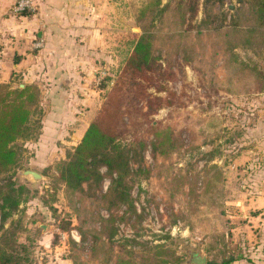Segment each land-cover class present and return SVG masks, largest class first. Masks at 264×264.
I'll return each instance as SVG.
<instances>
[{
  "label": "rangeland",
  "instance_id": "rangeland-1",
  "mask_svg": "<svg viewBox=\"0 0 264 264\" xmlns=\"http://www.w3.org/2000/svg\"><path fill=\"white\" fill-rule=\"evenodd\" d=\"M169 1L161 0L160 6ZM178 1L170 3L169 12L162 21L156 18L154 29L157 39L153 51L163 67L171 66L175 77L167 80L166 84L180 96L182 104L175 101L170 106L161 107L149 118L160 121L161 125L174 126L180 148L165 161L156 160L151 152L152 136L142 133L145 130H138L136 137L143 136L146 146L140 153V162L134 159L130 161L133 170L130 196L141 219L133 223L135 226L132 222H117L115 239L131 238L137 242H148V245H165L180 259H171V264H193L190 262L191 252L204 256L206 264H224L222 262L226 257H222L219 251L225 239L220 236L223 233L222 223L218 221L217 213L225 189L221 184L232 180L234 174L228 172L223 175L217 160L227 164L235 161L233 156L245 152L248 161V120L264 116V107L259 109L260 105H264V44L256 36L258 40L255 46L248 47L246 15L235 17L227 44L219 43L220 38H214V44L218 43L215 47L217 56L213 54L210 37H206V33L198 38L192 31L189 38L180 39L177 36L185 25L196 26L204 14L202 0H183L186 5L182 8H178ZM118 2L124 21V33L122 36L121 32L118 34L123 37L124 44L109 47V53L117 56V60L114 59L110 69L104 68L100 72L95 83L91 81L94 89L99 91L91 120L123 67L132 41L141 33L133 18L141 0ZM189 5L194 10L190 14L186 11L182 25L180 12L183 11L184 15ZM234 7H237L236 0H223L215 10L229 17ZM203 47L206 52L202 51ZM117 49L122 50L118 55ZM6 50H10V43L6 46L0 42V57L4 61L8 57ZM252 68L256 74L250 72ZM12 79V87L24 84L17 76ZM103 83L105 88L98 90L97 87ZM147 91L154 95L165 94L153 87L147 88ZM87 95L91 99V106L95 94L90 92ZM36 117L34 115L33 119ZM137 122L139 128L147 125L140 118ZM133 131L121 138L120 142L128 144L135 137ZM24 142L17 141V145L21 146V157L14 179L17 184L27 187L30 198L23 204L22 212L13 217L19 219L22 228L18 232L17 243L26 246L31 264H97L104 257L105 249L93 238L99 236L103 219L109 216L100 200L108 189L110 179L103 178L94 192L96 198L68 195L64 186L49 175L53 172L45 171L53 161L49 165L38 166L39 171L36 172L42 179L33 182L22 174L25 170L35 171L28 165L30 153L24 147ZM244 158L239 156L236 166L239 163L240 167L248 170ZM140 164L142 169L137 174L135 169ZM100 170L102 173L105 171L103 167ZM167 177H170L168 183L165 182ZM213 178L217 183L213 182ZM124 211L122 207L112 210L118 215ZM55 220L61 221L63 230L55 226ZM70 231L79 234V241L70 236ZM214 244L215 249L205 248ZM128 247L141 250L136 243Z\"/></svg>",
  "mask_w": 264,
  "mask_h": 264
},
{
  "label": "trees",
  "instance_id": "trees-1",
  "mask_svg": "<svg viewBox=\"0 0 264 264\" xmlns=\"http://www.w3.org/2000/svg\"><path fill=\"white\" fill-rule=\"evenodd\" d=\"M170 1L160 6L161 0H141L133 15L141 33L132 41L129 55L107 91L102 105L79 143L67 149L63 158L55 160L45 170L47 173L53 172L49 175L64 186L68 195L96 198L94 192L103 178L110 179L108 189L100 200L109 216L103 219L99 236L93 238L105 249L104 257L97 264H171V259L180 260L174 251L162 244L148 245V242H137L131 238L115 239L117 222H132L133 225L141 219L130 196L133 175L130 161L134 159L140 162V153L146 146L143 136L136 137L138 130H145L142 133L152 136L150 146L156 160L165 161L180 148L177 144L179 136L174 133V126L161 125L160 121L149 118L161 107L170 106L175 101L182 104L180 96L166 84L167 80L175 77L171 66L163 67L153 51L157 39L154 22L156 18L162 21L167 15L173 0ZM222 1L202 0L203 19L196 26L185 25V29L177 37L187 39L194 31L201 38L206 33V37H210V40L207 39L211 42L213 54L217 56L215 47L218 43L214 44V38H220L219 43L227 44V36L234 28L235 17L246 15L248 47H254L258 37L264 44V0H236L237 7H234L229 17L215 10L216 6L222 5ZM184 4L186 5L183 0H179L177 6L182 8ZM193 10L189 5V10L185 9L184 15L183 11L180 12L182 25L186 11L190 14ZM205 47L202 48L204 52ZM14 62L17 60L14 59ZM252 70L250 72L256 74ZM253 78L255 81L256 75ZM102 86L105 88L104 83ZM149 87L165 94L149 93ZM38 98L39 91L35 85L12 87L11 81L0 83V264H31L26 246L17 243L18 232L22 229L20 221L13 218L22 212L23 204L30 198L29 190L16 183L14 174L21 157V146L17 145V141H26L39 134L40 120L33 119L34 115H39ZM138 118L147 124L145 128L137 126ZM132 129L135 137L128 144H122L120 139L130 134ZM102 167L105 169L103 173L100 170ZM141 169L140 164L135 173L138 174ZM169 179L167 177L165 182L168 183ZM213 182L217 183L214 178ZM121 207L125 209L121 215L112 212ZM53 222L63 230L61 221ZM83 238L85 239V235ZM132 243L139 244L141 250L128 247ZM195 254L197 253L190 254L191 263Z\"/></svg>",
  "mask_w": 264,
  "mask_h": 264
},
{
  "label": "crops",
  "instance_id": "crops-1",
  "mask_svg": "<svg viewBox=\"0 0 264 264\" xmlns=\"http://www.w3.org/2000/svg\"><path fill=\"white\" fill-rule=\"evenodd\" d=\"M31 1L35 11L15 13L16 0H0V42L10 43L6 61L0 57V83L17 76L38 88L41 127L24 147L29 167L39 171L38 166L63 158L81 140L98 99L91 81L117 60L109 47L124 44V21L118 0ZM90 92L96 100L91 106ZM239 156L248 170L236 166ZM233 158L227 164L217 160L223 175L234 174L221 184L225 189L217 218L225 242L219 253L226 257L224 264H264V116L248 120V161L245 152Z\"/></svg>",
  "mask_w": 264,
  "mask_h": 264
},
{
  "label": "built area",
  "instance_id": "built-area-1",
  "mask_svg": "<svg viewBox=\"0 0 264 264\" xmlns=\"http://www.w3.org/2000/svg\"><path fill=\"white\" fill-rule=\"evenodd\" d=\"M13 11L15 13H22L25 11L33 12L35 11V6L33 5L31 0H16ZM41 46V43H37L36 47ZM70 236L75 239L76 241H79V234L75 231H70Z\"/></svg>",
  "mask_w": 264,
  "mask_h": 264
},
{
  "label": "water",
  "instance_id": "water-1",
  "mask_svg": "<svg viewBox=\"0 0 264 264\" xmlns=\"http://www.w3.org/2000/svg\"><path fill=\"white\" fill-rule=\"evenodd\" d=\"M20 86L23 87V85H21V84H20ZM22 174L25 177L29 178L33 182H37L40 179H42V176L39 173H37L36 171L25 170L22 172ZM193 263L194 264H206V261H205L204 256L199 255V254H195Z\"/></svg>",
  "mask_w": 264,
  "mask_h": 264
}]
</instances>
